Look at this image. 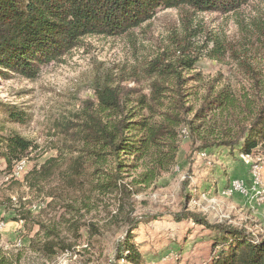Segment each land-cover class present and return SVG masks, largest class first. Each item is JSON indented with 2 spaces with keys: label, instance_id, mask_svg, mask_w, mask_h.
<instances>
[{
  "label": "rangeland",
  "instance_id": "1",
  "mask_svg": "<svg viewBox=\"0 0 264 264\" xmlns=\"http://www.w3.org/2000/svg\"><path fill=\"white\" fill-rule=\"evenodd\" d=\"M263 18L264 0H251L229 14L163 9L127 35L84 39L82 46L42 68L34 80L4 71L6 76L0 75V102L19 107L28 115V122L5 123L0 134L17 133L35 146L24 160L14 164L11 172L0 157V196L12 200L9 206L0 207V258L5 264H117V245L124 241L133 219L139 223L134 243L144 264H204L209 260L214 234L191 221L176 222L174 215L184 209L201 214L209 223L245 227L263 238L264 198L255 193V199H251V171L259 178L261 192L264 143L250 157L241 155L240 146L232 150L202 149V144L194 142L182 127L171 171L148 188L133 186L138 193L133 196L130 217L129 213H117L115 199L102 197L95 210L82 213L86 224L97 226L94 238H89L83 229V238L73 251L52 259L31 249V242L39 239L37 221L47 224L62 213L59 205L48 208L50 199L46 197V192L58 183V175L45 184L42 193L30 190L24 181L31 170L65 153L58 127L79 113L87 101L95 102L97 82L112 78L128 89L145 91L147 83L140 76L145 64L166 51L196 56L198 62L189 75L198 74L203 83H213L217 88H230L241 104L236 114L242 116L240 119L253 117L264 101ZM238 60L246 67H240ZM134 73L139 74L140 82L132 80ZM196 85L199 82L192 81L189 86ZM204 94L200 89L191 98L194 111ZM224 120L231 118L219 111L209 113L204 129L219 131ZM2 123L0 113V126ZM137 174L130 172L125 182H131ZM12 180L19 185L11 186ZM186 181L189 183L184 187ZM236 182H243L247 192L235 189ZM24 207L33 216L29 221L21 219ZM156 216V220L142 222Z\"/></svg>",
  "mask_w": 264,
  "mask_h": 264
},
{
  "label": "trees",
  "instance_id": "2",
  "mask_svg": "<svg viewBox=\"0 0 264 264\" xmlns=\"http://www.w3.org/2000/svg\"><path fill=\"white\" fill-rule=\"evenodd\" d=\"M250 1L0 0V75L6 76L7 71L34 80L42 68L82 46L84 39L127 35L152 20L159 10L188 8L199 13L229 14ZM260 31L264 35L263 24ZM197 62L196 56L185 51L157 55L140 74L147 83L145 91L128 89L112 78L96 83L95 102L87 101L79 113L58 127L65 153L25 176L29 189L42 193L45 184L58 175V183L46 192V197L50 199L48 208L59 205L62 212L47 224L36 222L39 239L31 242V249L52 259L73 251L83 238V229L89 238H94L97 226L86 224L82 213L95 210L102 197L115 199L119 215L133 211V196L138 193L133 186L148 188L174 166L182 127L194 142L202 144V149L232 150L240 146L241 155L251 156L264 143V101L253 117L240 119L236 110L241 104L234 91L203 83L198 74L189 75ZM238 62L240 67H246ZM132 80L140 82L139 74L134 73ZM192 81L199 85L189 86ZM200 89L205 94L194 111L191 98ZM214 111L231 118L224 120L219 131L204 129L205 120ZM230 112L234 114L225 115ZM0 113L2 132L5 123L28 122V115L15 105L0 102ZM34 149L31 141L17 133L0 134V157L8 172ZM130 172L138 174L126 183ZM18 185L12 180L11 186ZM3 197L0 196V207L9 206L11 198ZM185 197L188 199L189 194ZM32 218L24 207L21 219ZM174 220L191 221L214 234L210 258L204 264H264V237L254 236L245 227L226 222L212 224L201 214L186 209L175 214ZM129 223L124 241L116 248L117 264H144L134 243L139 223L134 219ZM0 264H5L4 258H0Z\"/></svg>",
  "mask_w": 264,
  "mask_h": 264
},
{
  "label": "built area",
  "instance_id": "3",
  "mask_svg": "<svg viewBox=\"0 0 264 264\" xmlns=\"http://www.w3.org/2000/svg\"><path fill=\"white\" fill-rule=\"evenodd\" d=\"M248 157H250V156H248ZM251 174H252V184H253V187H252L253 195H252L251 199L254 200L255 199V193H260V187L258 186V181L256 179L255 174H253V171H251ZM235 189L240 190L242 192V194L247 192L246 185L243 182H236ZM232 191H233V187H232Z\"/></svg>",
  "mask_w": 264,
  "mask_h": 264
},
{
  "label": "bare ground",
  "instance_id": "4",
  "mask_svg": "<svg viewBox=\"0 0 264 264\" xmlns=\"http://www.w3.org/2000/svg\"><path fill=\"white\" fill-rule=\"evenodd\" d=\"M257 180H259L258 177H257ZM259 194L262 196V198H264V190H262ZM259 194H258V195H259Z\"/></svg>",
  "mask_w": 264,
  "mask_h": 264
},
{
  "label": "crops",
  "instance_id": "5",
  "mask_svg": "<svg viewBox=\"0 0 264 264\" xmlns=\"http://www.w3.org/2000/svg\"><path fill=\"white\" fill-rule=\"evenodd\" d=\"M208 257L210 258V250H209V256H208ZM209 258H208V259H209Z\"/></svg>",
  "mask_w": 264,
  "mask_h": 264
}]
</instances>
